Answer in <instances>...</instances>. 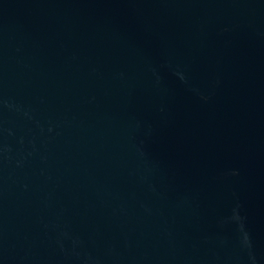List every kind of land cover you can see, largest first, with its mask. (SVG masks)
<instances>
[{"label": "water", "instance_id": "obj_1", "mask_svg": "<svg viewBox=\"0 0 264 264\" xmlns=\"http://www.w3.org/2000/svg\"><path fill=\"white\" fill-rule=\"evenodd\" d=\"M0 264H264V0H0Z\"/></svg>", "mask_w": 264, "mask_h": 264}]
</instances>
